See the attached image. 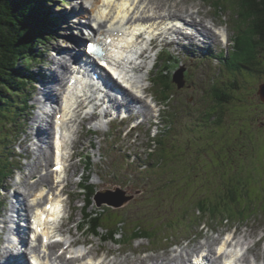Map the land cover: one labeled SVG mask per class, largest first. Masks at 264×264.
Masks as SVG:
<instances>
[{
  "label": "rangeland",
  "instance_id": "obj_1",
  "mask_svg": "<svg viewBox=\"0 0 264 264\" xmlns=\"http://www.w3.org/2000/svg\"><path fill=\"white\" fill-rule=\"evenodd\" d=\"M174 1L181 2L184 8L173 5L169 11L191 12L195 10L192 9L194 5H202L201 14L205 16L204 20L207 23L210 22L207 17L213 18L217 24L221 25L227 19L228 28L224 29L228 33L230 31L232 36H236L242 29H246V26L237 24L240 20L236 23L232 9H223V12L220 13L208 0H205V4L211 5L212 8L204 5L202 0ZM47 3L58 18L65 12L67 14L71 12L75 2L72 0H48ZM224 7L227 8V6ZM153 12L155 13V11ZM160 13H164V11H160ZM67 14L59 19V27L52 29L53 34H49V37L45 38L44 48L37 50L36 56L38 57L32 58L26 63L25 78L27 82L19 87L17 94H14L15 92L11 94L10 100L3 107V112L0 113V187L5 190L8 185L15 182L12 169L18 166L22 168L26 163V160L18 155L20 152L22 154L24 152L23 148L21 151L20 143L26 140L30 133L31 119L28 115L34 114L33 110L30 111L26 107L22 109L18 105L23 104L24 101L26 103V98H32L33 91L36 89L33 84V81L37 79L36 76L42 71H46L48 67H52L50 61L53 58V53H49L48 50L67 49V46H72V39L65 37L67 31L62 24ZM256 41L258 42L257 38ZM259 48L264 49V41L260 42ZM234 49L235 46L229 49L227 55L217 56L210 62L208 59L200 60L202 54L197 61H184L177 58L182 68L176 72L184 74L185 86L183 89L178 90L177 86L170 81L172 79L170 73L165 74L168 77L167 81H170V91L164 89L163 92L157 93L159 86L167 84L166 82L160 81L156 82L157 85H153L152 89L154 88L157 96L151 90L152 95L159 105L164 102V107L160 106L162 109L161 125L158 127L159 133L156 140L161 143L154 157V162L157 163L159 160L161 164L158 167H153L151 172L141 171L138 166L131 168L126 160L129 152L122 149L123 147L130 149L132 155L135 152L145 155L144 150L149 146L151 139V130H149L148 124L142 125L141 129L128 135V138H124L123 135H127L129 130L125 129L126 132L121 134V137L120 128L117 126L98 130L94 136L87 134L85 128L83 133L91 140L89 142L85 141L83 133H80L81 137L78 136L72 151L68 152L69 155L72 153L75 155L73 161L70 162V170L66 173L69 181L67 186L69 204L66 207L71 210L69 214L71 220L66 230H71L72 239L67 233L65 236L70 242L77 244L88 242L89 250L87 251H96V259L103 260L107 256L112 260L114 258H110L112 255L110 257L109 255L116 254L115 259L128 260L129 263H132L143 258L150 260L155 256L169 258L172 253H179L185 248H193L199 243L204 244L208 237L220 238V234L236 228L238 233L241 231L242 235L248 236L247 247L258 243L252 250L253 252L248 255L250 262L264 264V102L258 94L260 86L264 85V51L260 50L259 53L255 51L256 65L254 67L230 69L227 60ZM218 51L213 52L219 54ZM36 59L38 60L36 61ZM171 64L169 67L173 72L178 63L175 66ZM155 72L156 70L154 74ZM30 78L33 80L32 83L31 80L29 81ZM213 89H221L231 96V99L227 100L229 103L227 102L222 108L223 110L221 109L219 117L221 122L217 126L216 115H211L217 102L212 94ZM164 93H169V98L166 100H162ZM170 98L171 100H169ZM14 103L17 105L16 107L12 106ZM146 103L152 105L150 100H147ZM31 104L32 100L27 103L28 106ZM151 111L145 115H150ZM155 115L157 113L154 111L151 116L152 121L158 123V121H154L153 116ZM150 121L151 119L148 120V122ZM92 142L96 146L95 149L90 147ZM84 145V153L86 154L87 151L93 155L86 175L92 176L90 184H93L97 191L94 198L98 194V204L105 200L104 194L106 193L112 192L116 195L121 192L124 197L132 196V199L120 208L108 204H102L99 207L93 205L88 208L89 213L102 209L98 210L99 213L107 215V217L115 213L112 215L111 222L108 223L111 226L121 220L118 229L124 236L119 235L116 240L114 239V243H102L98 237L91 235L77 236L78 239L85 240V242H81L76 239L77 233L71 229L75 220H81L79 207L82 206L85 198L76 188L79 178H74L78 170V174L83 172L84 164L80 163L79 168V164H77L79 161L76 163L75 158L78 157L79 151H83L80 146ZM99 147H101L100 150ZM22 173L26 175L27 171L24 170ZM12 192L13 189L11 192L0 194V220L6 215ZM228 192L229 194L236 193L238 196L244 193L243 205L247 206L249 199V201H253L252 210L246 212L247 218L239 219L234 212L236 206L231 204H227L221 209L223 213L231 214L226 215V218L216 215L210 219L208 215L196 210L198 203L206 198H213L211 199L214 201L212 203L224 198L227 200ZM75 199L77 202L74 204ZM239 200L241 199L239 198ZM209 203L210 201H204L206 207ZM241 208L242 206L237 207V209ZM186 211L189 214L184 218L183 215ZM199 225L204 227H199ZM169 226L171 227L169 228ZM136 227L148 228L153 231L156 229L158 239L154 243L139 240L133 245L128 242L127 245L120 242L119 239L127 241L129 231L131 230L132 233ZM98 233L105 235L101 229H98ZM2 236L0 227V237L2 238ZM261 238L262 242L259 240ZM216 245L217 243L213 245V251ZM151 248H154L158 255H149L148 251ZM144 262L147 263V261Z\"/></svg>",
  "mask_w": 264,
  "mask_h": 264
},
{
  "label": "bare ground",
  "instance_id": "obj_2",
  "mask_svg": "<svg viewBox=\"0 0 264 264\" xmlns=\"http://www.w3.org/2000/svg\"><path fill=\"white\" fill-rule=\"evenodd\" d=\"M78 3L81 4L73 6L71 12H69L67 17L62 21V24L67 31L66 36L69 35V32L72 30V28L80 30L83 23H87V26L90 28L93 27V25H99L97 29L98 36L103 35L112 39V44L107 46L108 57L116 64L123 65V58H116V55L119 53L121 47L126 44L125 50L130 48V44H127V35L137 31V27L140 26L137 23L145 20L153 21L152 28H155V26L160 27L167 21H182L185 25L189 26V28L193 29L195 32L193 36L183 35L182 31L179 29L171 32V35H177L182 41H184L181 42L183 43L182 46L174 47V49L178 51V56H181V49L186 57H192V61L196 58L195 48H197L198 51L211 49L214 44L218 42L216 31L217 22L210 17H207V19H210V22L207 23L204 20L205 16L201 14V8H203L202 5H194L192 9L195 10L191 12H180L169 11L173 5L184 8L181 5V2L174 0H145V2L144 0H78ZM153 11H155V13ZM160 11H164V13H160ZM80 16H82L86 21H80ZM171 30L172 28H168V31ZM149 31L150 33H153L150 29ZM163 31L160 32L159 37L154 38V41L147 48L148 51L145 52L146 55L143 58V63H147V61L150 59L149 54L151 53L150 51L152 48L155 49L161 42H167L170 39L168 32L166 34ZM80 37H71V44L73 46H67V49L65 50L59 48L60 51H65V55H63L61 58H52V68H47V71L41 72L42 81H37L35 84L36 89L33 91V109L39 105V101L43 99L42 96L46 98L49 105L61 102L62 99L60 97V91L68 86L65 76L69 74L71 75L73 72L69 64L70 62H74L73 65L77 66L78 64L76 61L82 59L84 55L83 52H81V47L83 46L84 41L87 40V37L84 35H82L81 38ZM171 42H174V40H171ZM183 49L185 50L183 51ZM144 69L145 68H142L140 71L142 87L145 86L142 77L147 76L146 73H144ZM99 74L101 76V84H103V87L94 92L93 97L98 103L97 107L101 108V115L103 119L108 120L120 118L122 115H124L125 118H134V116L138 115L144 117L145 114H148L151 111V105H147L146 100L143 97L134 96L131 98L127 95V93L123 92L122 87L110 76L106 74L103 75L102 73ZM101 84H99V86ZM143 92L144 94L150 93L151 95V88L148 87V89H144ZM137 94L140 95V92L137 91ZM62 98L64 101L63 108L62 110L56 111L53 116L41 117L40 110H36L35 114L33 115H28V117L31 119L30 125H33L30 133L28 134V137L31 138L30 142H32V144L29 142H27L25 145L24 142L21 143V147L24 151L23 156L27 158V162L23 165L24 170L27 171V174L24 175V173H21L19 178L14 179V184L8 185V187H6L7 192H11L12 189L13 192L11 194L10 204L7 208L6 215L3 217L2 222L4 227L10 230L12 227L8 225V223H12L15 226L17 230L18 241L14 245L11 243L7 244V241H5L7 238H3L2 245L0 246V264H16L17 262L19 264H30L26 258V255L24 254L25 250L22 247L26 246L28 251L30 249L33 250L35 247L30 245L27 241V227L31 220V214L33 210L37 208H44L49 203V201L51 204L52 202H60V197H58L57 194H55L53 197H50V194L45 192L46 188H52V177L54 184L60 183L59 178L64 179L62 183L63 193L65 183L68 186L69 181L67 180L66 174L65 176L63 174L57 175L52 169L55 167L56 162L54 161V164L51 165V162H53V154L51 155L50 153L52 150V124L54 116L56 122V116H59V121H65L67 118L73 116L71 114V109L73 107V99L71 95L68 93V91H65L62 94ZM98 108H96V110H98ZM85 110L86 108L75 111V115L73 117L74 119L71 121L72 124L70 123L67 125L68 130H71L72 137L69 151H72V147H74L78 136L81 137L80 133L82 132V126L88 121H93V116H84ZM100 125L105 127L104 124L100 123ZM101 126L98 127L100 128ZM34 133L36 135L37 143H33ZM74 155V153L69 155L71 162L74 159ZM26 180H28V182H26ZM46 184L48 186H46L44 189L42 188V190L39 191V187ZM62 187L58 186L57 191H60ZM18 189H21V191H18ZM66 195L68 199L67 204H69V196L67 191ZM29 199H31L32 203H30ZM56 207L57 206L54 207V212ZM70 211L71 210L67 209L66 220L60 227L59 232L63 235L67 233L70 239H72L71 230H66V228L69 226L68 223L71 220L69 215ZM54 212L51 211V217H53ZM50 216L48 215L47 218L45 217L44 219L37 218L35 222L36 229L40 235H43L45 238L49 239L52 237V233L49 231L51 229L49 225L52 221ZM46 227H48V229H46ZM76 228H78V231L79 226ZM1 230L4 231L5 229ZM232 233L233 241H235L234 245H247L246 241L249 239L247 235H242L241 231L238 233L236 230ZM221 237L222 234H220V238L208 237L204 244L199 243L197 246H193V248L182 249V251L179 253H172L171 256L168 255L170 256L169 258L160 257L161 263L157 262L156 264H192L194 261L191 257L201 252L204 253L202 254L204 264H222V253L226 252V247L229 246L231 241L229 242L228 240L224 246L218 247V250L216 249V245L213 251V245L215 243L218 244L222 239ZM71 244V246H73L77 243L71 241ZM257 245L258 243H256L254 246H246L245 252L239 257L240 264H253L250 262L248 255L253 252L252 250ZM57 247V245H52L49 248L50 256L46 264H94L93 262L97 260L96 251H89L88 254H86L88 259L83 262L78 256L72 257V255H75V252H68L69 248L66 250L62 249V254L57 255L55 251ZM12 249L19 251L17 256L14 255ZM99 261L100 264L129 263L128 260L120 261L117 260V258L110 260L107 258V256H105L103 260L99 259ZM195 262L197 264L199 263V260L198 262L195 260ZM132 263L149 264L144 261H133ZM32 264L37 263L33 262Z\"/></svg>",
  "mask_w": 264,
  "mask_h": 264
},
{
  "label": "trees",
  "instance_id": "obj_3",
  "mask_svg": "<svg viewBox=\"0 0 264 264\" xmlns=\"http://www.w3.org/2000/svg\"><path fill=\"white\" fill-rule=\"evenodd\" d=\"M208 1H210L220 13L223 12V9H232L234 11L233 17L236 18V23L240 20L237 24L246 26L245 30L242 29L240 33L235 36V49L227 60L228 67L230 69L254 67V65H256L255 51L256 53H259L258 51L260 50L261 52L264 51V49H258L260 42L264 41V0ZM44 5L45 0H0V113L3 112V107L10 100L11 94L14 92L17 93L19 87L25 83L26 63L32 58L35 59L38 57L36 56L37 50H42L44 48L45 44L43 42L45 38L51 34L50 26L45 20L43 13ZM224 6H227V8ZM165 78L166 80H164ZM160 81L166 82L167 84L161 86L159 91L163 92L164 89L170 91V82L167 81V77L164 74L162 77H157V82ZM212 94L217 102L211 115H216L218 120L217 126L221 122L219 121L221 109L225 107L228 102L227 100H230L231 96L221 89H213ZM168 98L169 93H164L163 99L166 100ZM12 106L16 107L17 105L14 103ZM92 192L93 190L90 189V194ZM243 195L244 193L238 196L236 193L229 194L228 192L226 198H229L227 200H225V198H220L221 201L215 203H212L214 202L211 200L213 198H206V200H202L198 203L196 210L199 213L208 215L210 219H213L212 217L216 215L226 218V215L229 216L231 214L223 213L221 209L227 204H231L236 206L234 212L237 217H244L245 219L248 217L246 212L252 210L251 204L253 201H249V199L247 201L248 205H243ZM239 198L242 201L239 200ZM204 201H210L208 207H206ZM88 202L91 203L89 198ZM238 206H242V208L237 209ZM188 211L183 215L184 218L185 215L188 216ZM99 221V218L93 219V227L98 226ZM133 232L134 235L132 234L129 237L130 245L134 244L135 238L143 237L140 234L145 235L147 238H151L150 243H154V239L158 234L156 229L153 231L141 227H137Z\"/></svg>",
  "mask_w": 264,
  "mask_h": 264
},
{
  "label": "water",
  "instance_id": "obj_4",
  "mask_svg": "<svg viewBox=\"0 0 264 264\" xmlns=\"http://www.w3.org/2000/svg\"><path fill=\"white\" fill-rule=\"evenodd\" d=\"M173 81L177 84L178 88L181 89L184 87L185 82L183 79V72H176L173 77ZM261 100L264 102V85L260 86V90L258 92ZM122 203H115V205L120 206Z\"/></svg>",
  "mask_w": 264,
  "mask_h": 264
},
{
  "label": "snow or ice",
  "instance_id": "obj_5",
  "mask_svg": "<svg viewBox=\"0 0 264 264\" xmlns=\"http://www.w3.org/2000/svg\"><path fill=\"white\" fill-rule=\"evenodd\" d=\"M56 170L59 171V167ZM49 208H51V205H49ZM45 242L47 243V238H45Z\"/></svg>",
  "mask_w": 264,
  "mask_h": 264
},
{
  "label": "flooded vegetation",
  "instance_id": "obj_6",
  "mask_svg": "<svg viewBox=\"0 0 264 264\" xmlns=\"http://www.w3.org/2000/svg\"><path fill=\"white\" fill-rule=\"evenodd\" d=\"M264 125V124H263Z\"/></svg>",
  "mask_w": 264,
  "mask_h": 264
}]
</instances>
